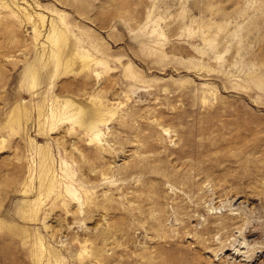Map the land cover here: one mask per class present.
I'll use <instances>...</instances> for the list:
<instances>
[{
    "label": "rangeland",
    "instance_id": "obj_1",
    "mask_svg": "<svg viewBox=\"0 0 264 264\" xmlns=\"http://www.w3.org/2000/svg\"><path fill=\"white\" fill-rule=\"evenodd\" d=\"M0 264H264V0H0Z\"/></svg>",
    "mask_w": 264,
    "mask_h": 264
},
{
    "label": "bare ground",
    "instance_id": "obj_2",
    "mask_svg": "<svg viewBox=\"0 0 264 264\" xmlns=\"http://www.w3.org/2000/svg\"><path fill=\"white\" fill-rule=\"evenodd\" d=\"M78 109L80 111L78 120L83 125H96L103 117V112L94 105H82L78 106Z\"/></svg>",
    "mask_w": 264,
    "mask_h": 264
}]
</instances>
